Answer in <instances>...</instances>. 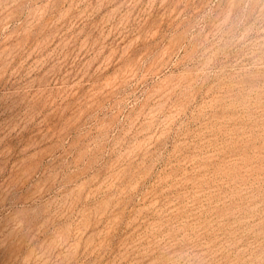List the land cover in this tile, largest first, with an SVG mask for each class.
<instances>
[{
	"label": "rangeland",
	"instance_id": "rangeland-1",
	"mask_svg": "<svg viewBox=\"0 0 264 264\" xmlns=\"http://www.w3.org/2000/svg\"><path fill=\"white\" fill-rule=\"evenodd\" d=\"M0 264H264V0H0Z\"/></svg>",
	"mask_w": 264,
	"mask_h": 264
}]
</instances>
